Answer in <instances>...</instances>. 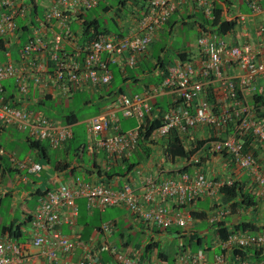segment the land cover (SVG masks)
I'll list each match as a JSON object with an SVG mask.
<instances>
[{"label":"built area","instance_id":"built-area-1","mask_svg":"<svg viewBox=\"0 0 264 264\" xmlns=\"http://www.w3.org/2000/svg\"><path fill=\"white\" fill-rule=\"evenodd\" d=\"M103 1L0 0V38L15 39L18 47L15 59L5 48V60L0 62V125L47 140L52 148L62 147L73 136V125L51 121L36 105L59 96L68 100L71 91L78 88L109 84L112 75L108 65L115 64L120 70L135 66L172 14L184 7L212 20L216 0H143L130 11L126 34L98 33L85 38L83 17ZM260 1L246 0L252 17L264 13ZM127 4L132 6L133 2ZM36 8L41 9V16L35 13L34 23L28 24V40L20 44L17 21L25 22ZM237 19L245 23L244 16ZM197 29V58L173 61L157 84L134 95L118 96L112 106L85 121L86 150L90 154L102 151L110 162L128 159L135 152L145 120L148 124L154 120L152 102L175 93L177 98L165 109L160 124L148 134L149 141L175 133L186 145L196 140L198 130L214 129L220 136L212 140L213 151L218 156L226 153L228 163L236 172L247 173L255 193L264 197V166L252 151L244 149L245 137L264 142V117L257 116L251 101L253 95L264 98V19L256 26L251 42L231 43L225 36ZM6 81L12 82L9 96L3 87ZM210 94L215 103L208 100ZM121 119H134L136 126L123 131ZM10 159L30 174L41 171L39 163ZM198 162L196 155L190 156L186 164L194 167L193 171L178 172L174 178H162V173L148 175L140 182V189L130 182L112 189L81 177L58 184L37 197L25 229L28 242L10 241L7 234L0 237V264H167L160 250L150 252L145 246L150 240L158 243L157 236L178 237L170 229L187 234L194 220L185 207L200 198L214 199L221 187L235 180L233 176L210 179L193 165ZM78 199L85 200L88 211L123 207L149 233L141 246L144 248L133 251L121 240L110 241L117 231L115 221L100 224L96 236L82 240L76 230ZM229 214L227 207H219L206 221L214 225ZM63 227L70 228L72 234L64 233ZM216 247L219 252L210 262V250L205 247L195 252L177 248L174 264H264V260L227 258L236 250L263 251L264 232L231 231L212 248Z\"/></svg>","mask_w":264,"mask_h":264},{"label":"crops","instance_id":"crops-1","mask_svg":"<svg viewBox=\"0 0 264 264\" xmlns=\"http://www.w3.org/2000/svg\"><path fill=\"white\" fill-rule=\"evenodd\" d=\"M130 1V0H128ZM133 2L132 6H129L127 3L124 4V6H122L120 9L122 10L121 15L119 16L121 19H119V27L121 29V33L124 35L128 32L129 30V13L130 11L136 7H139L141 5V3L143 2V0H131ZM225 1V2H224ZM215 3H217L218 5H220L223 9V17L226 21H231V20H237V24L236 27L231 31L226 33L225 37L226 39L231 42V43H241L243 41H249L251 42L253 39V35H254V31L256 26L260 23V21H262L264 19V13L258 15L257 17H252L250 14V9L248 7V4L246 2V0H216ZM102 5H107L106 0H104L102 2ZM260 5L262 10L264 11V1L261 0L260 1ZM102 8V7H100ZM111 9V8H110ZM119 9V10H120ZM104 11V10H103ZM38 14V16H41V9L40 8H36L35 12H32L30 14L27 15V18L25 20V22H18V34L20 36V38H25L28 34H29V28H28V24L30 23H34V15ZM192 15V18H188L187 20H190L191 24V28L194 30V34H195V38L198 34V29L197 26L199 23H201L202 18L204 17L203 14L201 12L195 11V12H189L186 8H181L180 10H178L176 13H174L170 19L172 20V17L175 16L176 18L174 20H179L180 16H184L186 17V15ZM244 16L245 17V23L242 24L240 23V21L237 19L238 16ZM86 16V15H85ZM83 17V19H85L86 17ZM123 17V18H122ZM92 19V18H91ZM169 19V20H170ZM205 19V17H204ZM116 25V24H115ZM178 25H182L180 23V21L176 22L175 26L169 30V29H161L158 34L156 35L155 39L152 42V45L150 46V48L148 49V52L146 53V55L141 59V61L139 62L138 67H136L135 71H139V70H144L145 73L150 72V69L153 67V64L155 63V57L158 55L159 59H161V62L165 64V62H168V65H171V63H173V61L178 60V54L181 53L184 58V60L187 59H194L197 58V48L195 45V38L191 41V44L189 46L185 45L186 43V36L185 34H183V36L181 35H177V37H179V42H178V48L176 49L174 55L172 58H168L163 59L164 57V53L166 54V48L163 46V51L160 50L157 51L158 53H156L155 51V46L157 44H162L166 39H168L169 37H173V32H174V28ZM82 29L84 30L83 27V22L81 23ZM165 26V25H164ZM78 28V27H77ZM179 33V32H178ZM178 40V38H177ZM14 40H11L10 42H8L5 46H3V48L7 49L11 55H12V59L13 58V51H11V44L13 43ZM162 47V46H161ZM17 45L14 48V52L16 53V57H17ZM2 58H3V54L0 53V62H2ZM4 58H5V54H4ZM181 60V59H180ZM119 70V69H118ZM120 72V71H119ZM155 73V72H154ZM152 76H149L147 78V76L145 74H143V78H141V74H137L138 80L140 79H145L146 81H144L141 86H140V91L139 92H135V93H140L143 91V85L147 84V86H152L154 84H157L160 80L157 76V74H154ZM233 72L231 71L230 74H232ZM128 75V73H127ZM125 74L122 77V82L123 83H132V80L130 81H126L127 79L124 77ZM125 78V79H123ZM126 81V82H124ZM143 81V80H142ZM11 82V81H10ZM139 81H137L136 83H134V87H136V84H138ZM4 88L6 89V94L9 96V93L11 92V86L12 83L9 82H5L4 83ZM97 95H99L100 100L104 103V105L101 107L100 111H102L104 109V107L106 105H108V103L111 101V99L107 98L106 93H102L100 91H98L96 93ZM124 94H134L132 93L130 90L126 91ZM29 96H32V94H30ZM177 98V95L175 93H167L166 95H163L159 98L156 99V104H158L161 108H163V110L167 109L168 106H170L173 101ZM48 101V100H47ZM47 101H44V105L46 104ZM105 101H109L108 103H106ZM38 105H36L37 107ZM39 107V106H38ZM41 107V106H40ZM121 120H125V119H121ZM120 120V122H121ZM119 122V125H120ZM121 126V125H120ZM121 128V127H120ZM122 129V128H121ZM195 139L197 141H202V140H206L208 138H214L218 139V136H220L219 134H216L214 129H209V128H202L201 130H198L195 134ZM10 143H14L17 145H20L21 147L23 146H27L28 145L26 143V134L25 133H21L17 130L14 129H4L1 130L0 132V196H9V197H15L18 193L15 189L16 185H21V184H25V185H30L31 186V194L32 196H35L36 199L38 197V193L36 194L37 191H45L47 189H49L50 187L56 186L60 183H65V182H70L72 179L76 178V177H81L83 178L86 182H90L93 185H97V184H103L107 187H110L112 189H117L118 187L122 186L123 184L130 182V184L132 186H134L136 189H140V182L142 180L145 179V177H147L148 175H155L158 173H165L164 175H162V178H174L178 171L182 170V168L184 166H186L183 161L181 159H176V160H169L167 161L168 163H164V158H162L164 156L163 152H162V157L158 158L155 157L154 159H152V161L148 162L149 166L144 165L142 162V166L138 167L137 169L140 171L139 174H137L138 170L132 169L130 172H128L127 174L124 173V168L125 165L124 164V160H119L116 162H110L108 160H106L104 154L102 152H98V153H93V154H85V157L82 156L80 157L79 155L77 156V153H75L74 150L69 149L68 148V143H66L65 145H63L62 147L58 148V149H51L48 147V149H44L43 151H41L40 149H29L28 148V152H24L21 149H18V147H15V149L11 150L10 152H8L7 150V146L11 145ZM189 144V143H188ZM3 145V146H2ZM42 146V145H41ZM1 150L3 152H1ZM136 152H134L132 154V156L136 157ZM23 155L21 158L20 156ZM131 156V157H132ZM10 157H14L17 161L19 162H23V161H27L28 163H39L41 165V171L39 173L36 174H30L28 173V171L19 169L17 166H15L12 162ZM213 157V156H212ZM210 159V162L206 164H208V166L204 165L202 166V172L205 173V175L210 178V179H215V180H220L224 177V173L223 170L224 168H226L227 166H229L228 161H224L220 156H216L215 158ZM137 158V157H136ZM43 160V162L45 164H42L41 161ZM166 162V161H165ZM147 163V164H148ZM168 164L171 165V167H168ZM210 166V168H208ZM157 168L158 169V173H157ZM161 168V169H160ZM194 167H188L187 172L191 173L193 171ZM207 169H211V170H207ZM213 170H215L216 172L214 173ZM116 171V172H115ZM110 173V176H108ZM239 176L235 177L234 179L236 181H239V183H242L244 187H247L250 184V177L247 173L244 172H238ZM29 176H32L34 178V180H30L28 179ZM232 176V175H229ZM15 184V187L13 186ZM15 189L14 192H12L11 190ZM254 192V191H253ZM254 198L257 202V206H256V211H255V215L253 216L251 212L249 211H240L238 212L239 215L237 217V215H231V216H226L224 217L220 222H226L225 225L229 226V227H233L236 224H240L241 222H247V221H251L252 223H254L253 225H255V227H261L264 226V197L258 196L255 192L253 193ZM218 200L221 203V200H219V198H215L214 200ZM217 201V203H218ZM77 206L79 209V215H78V219L79 217H81V213H80V208L84 210V213L89 221H93V222H97L95 223L96 225H92V224H88L85 227L90 228V232L88 234L87 238H84L81 236L82 240H87L89 238H93L94 236L97 235V230L96 228L104 223V222H110V221H115L116 222V229L117 231L114 232V234L111 236L110 241H114L117 239L120 241H122L126 246H128L130 249H132L133 251H139L144 242L149 238L147 237L149 233H147V230H144L142 225L140 223H138L137 221H135L134 219H132L126 212V210L123 207H112L117 209L120 212V215L118 220L117 218H112V219H107V221H103L102 218V214H105V210L104 211H99L97 209H94L92 211H88L86 209V202L83 199H78L77 200ZM210 206V199L208 198H203L202 200H200L199 202H193L192 204H189L188 206L185 207V209H188L187 211L191 212V216L193 217V214L196 215L194 220V225H193V229L199 234V236L203 237L205 235H201V233L198 232L197 230V226L201 225L202 223H206L208 224V222H206V220H201L200 215L201 212H205L208 213L209 212V207ZM108 209V208H107ZM121 210V211H120ZM208 211V212H207ZM32 213H28V211L22 212V217L23 219L20 218V220L18 221L17 224H15V220H12L10 222L9 226H0V237H6V234L8 235V230L10 227H12L13 229L17 226L20 225L19 227V231L21 233V236L18 240H15L13 242H28L27 236L25 234V229L27 227V219L28 216L31 215ZM103 221V222H102ZM100 223V224H99ZM80 224V223H79ZM99 224V225H98ZM23 226V227H22ZM209 227H211L213 229L212 232V238L215 237L214 233H215V229L217 227V225L214 226H210L208 224ZM84 227V228H85ZM84 228H82V225H78L77 223V228L76 230L78 231V233H82ZM63 232L66 234H72V230L68 227H63ZM16 233H18V231H16ZM172 234L177 233L176 229H173V231L171 232ZM135 235H140V240L138 241H134L135 239ZM124 238H122V237ZM9 237V235H8ZM80 237V236H79ZM158 240V243L161 246L160 251H162L161 253V257H163L164 259H166V257L169 259L170 257H174L175 252L177 250H172L171 252H166V246L165 243L167 241H172L173 239H177L180 243L182 244L183 239L182 238H178L176 237V235H168V236H157L155 238V240ZM148 241V240H147ZM166 241V242H164ZM214 244H215V240H214ZM147 248V246H145V249ZM152 251V249L150 250V252ZM215 253H218V249L217 248H211L210 251L207 253L208 255V261L210 262L212 260V257ZM228 261H231L232 256H228ZM168 261V260H167ZM174 264V260L173 263Z\"/></svg>","mask_w":264,"mask_h":264},{"label":"trees","instance_id":"trees-1","mask_svg":"<svg viewBox=\"0 0 264 264\" xmlns=\"http://www.w3.org/2000/svg\"><path fill=\"white\" fill-rule=\"evenodd\" d=\"M127 2H128V0H117L118 8H121ZM135 2H136V0H135ZM100 7H102L101 9L104 11H108L111 8L108 5H102V3L97 8H100ZM192 17L193 16L190 15V13H189V15L187 14L186 17L180 16L179 20H171L169 18L170 20L168 19L162 25L160 30L162 28L171 30L175 26L176 22H178V21H180V23L182 25H185V24H187L186 18L188 19V18H192ZM17 22H19V21H17ZM82 22H83V27H84V32H85L84 33L85 38H86V36L87 37L90 36V37L94 38L95 35L98 33L110 34L108 28L102 27L97 18H92V19L91 18L90 19L85 18V19H83ZM236 24H237V20L226 21L223 17L222 7L220 5H218L217 3H213L212 20H208L207 18L204 19V17H203L201 20V23L198 24V27L205 29V30H210L219 36H225L226 33L231 32L236 27ZM121 34L122 33L120 31L118 33V35H121ZM27 40H28L27 36L25 38H19V43L24 44L27 42ZM83 40H84V38H83ZM5 41L10 42L11 40L7 39ZM5 41L3 40V38H0V53L3 54L2 61L5 60V58H4L5 49L3 48V44ZM13 43L15 45H17V42L15 39H14ZM160 50L163 51V47H161ZM145 55L146 54H144L140 58H138L139 60H137V63L135 64V66L125 68L124 70H120V67H118L115 64L108 65L109 71L111 72V75H112V80L109 84L104 85L101 88H98V87H93V88L85 87L84 89L78 88L77 90L71 91L68 100L63 99L59 96L58 98H54L53 100L52 99L48 100L46 102V104L48 102H53L54 105H56V106L64 105L66 107V106H68L69 103H71L72 95H74L77 92H81V91L89 92L90 91L91 93L96 94L98 91H100L103 93L104 91H106L105 89L109 85H111V83L114 80V71H113L114 68L117 69V74H119L121 76V78L125 74L124 77L126 79L128 78L126 81L132 80L133 84L136 83L137 81H140V80H138L137 74H141V73L145 74L148 78L149 76L153 75L152 73L155 72L154 74H157L159 80H161V78L166 73V70L168 67L167 66L168 62H165V64L162 63L161 59H159L158 55L155 57V63L153 64V67L150 69V72L145 73L144 70L135 71L136 67H138V65H139V62L141 61V59ZM182 56L183 55L181 53L178 54V58L181 60H184V58ZM127 73H128V75H127ZM125 78H123V79H125ZM126 81H124V82H126ZM147 88H149V86H147V84H144L143 85V91L146 90ZM104 93H106L107 98L111 99V101L108 103V105H106L104 107V109H105L109 106H112L115 103L117 97L124 94V91L121 88H118L117 92L109 91V92H104ZM134 94H136V93H134ZM134 94H129V95H134ZM208 100H210L211 103H215V97L212 96L211 94L209 95ZM251 101H253V104L256 107L257 116L258 117H264V98L261 96H258V95H253L251 97ZM46 104L45 105H44V103L42 105L39 104L38 105L39 107L37 106L36 108L41 109V107L46 106ZM152 109H153L152 115L154 117V120L152 121L151 124H148L146 122L147 120H145L146 125H144V127H143V130L140 134V139H139L138 145L135 149V152L137 153L136 154L137 158L135 156L131 155L132 157L130 156L128 159H125L123 161L124 164H127V165H125V168H124L125 174L130 172L132 169L138 170L137 168L142 166V162H144L143 163L144 165L149 166L148 162L152 161V159H154L155 157L160 158L163 154H164V156L162 158H164V160L166 162L169 160H176V159H181L183 161V163L186 166H184L182 168V170H180L178 172H187L188 167H191V165L186 164V161L192 155H196L198 157L199 162L196 164H193V165L195 167H197V169L199 168L200 170H202V166H204V165L208 166V164H206V162L209 163L212 156H213L212 158H215L216 156H218V153L213 151V147L211 145L212 140H215V137L214 138L211 137V138H208V139L202 140V141H197V140L190 141L189 144L184 145L183 142L179 139V137H177V135L175 133H173L172 135H170L166 139H161L158 141H149V139L147 138L148 134L150 133V131L153 128H155L157 125L160 124V120H161L163 113L165 111L158 104H156V101L152 102ZM49 117H50L51 121H54L55 123H59L61 125H63V124L74 125L76 122H78L76 116L73 113L60 114V115H55L53 117H51V116H49ZM5 128L6 129L11 128V129L16 130L12 126L11 127H5V126L0 125V132H1V130H4ZM20 132L26 134V143H27L29 149H40L41 151H43L44 149H48V147L51 149H54V150L58 149V148H52L49 145L47 140H40V139H37L34 137H30L24 131H20ZM254 140L255 139L252 136L245 137L244 138V149L247 151H252V154L254 157H256L258 159L261 158L262 164L264 166V142H260L258 140L254 141ZM76 141H77V136L73 132V136L71 137V139L68 142H66V143H68V148L74 150L75 153H77V156L78 155L80 157L85 156V154L88 153L86 150L88 140L86 143L84 142V143H77V144H76ZM43 142H45V144H43ZM98 152H102V151H98ZM98 152H96V153H98ZM162 152H163V154H162ZM88 154H90V153H88ZM91 154H93V153H91ZM133 157H135L136 160ZM220 157L224 161H227V159H228L226 153H222L220 155ZM228 164H229L230 168H233L232 164H230V163H228ZM208 168H210V166ZM158 169L159 168H157V173H158ZM207 170H209V169H207ZM108 174H109L108 176H110V173H108ZM164 174L165 173L162 172V175H164ZM56 186L50 187L47 190L54 189ZM47 190H45V191H47ZM45 191H37L36 194L38 193L37 195L39 196V195H42ZM253 191H255V187L253 184H249L247 187H244L242 183H239V181L233 180L231 185H224L223 187H221L218 191V195L216 197H214V199L219 198V200H221V203L217 199L216 200L210 199V206L208 207L209 212L208 211H207L208 213L201 212V215L198 218H200L201 220H206V216L211 211H213L214 209L219 208V207L220 208L227 207L230 210L229 216L237 215V217H238V215H239L238 212H240V211H249L254 216L255 211H256L257 202L254 198V195H253L254 192ZM205 198H208V197H205ZM200 200H202V199L201 198L197 199L194 202H199ZM217 201H218V203H217ZM80 213H81V217H79V220L77 221L79 226L82 225V228H84L90 222H91L90 224H92L93 226L96 225L95 223H97V222L89 221L88 218L86 216H84L85 215L84 210L81 208H80ZM195 216L196 215L193 214L192 218L195 219ZM29 217H30V215L28 216V218ZM27 221H28V219H27ZM225 223L226 222L224 221V222H217L214 224V225H217V227L215 229V233H214L215 237L213 238V241L210 242V244L205 243V245L203 247L210 250L214 245L219 243V240H225L227 235L231 231H238L239 230L242 232L243 231L264 232V226H261L260 228L255 227V225H253L254 223H252L251 221H247V222L243 221L240 224L234 225L233 227L226 226ZM214 225H212V226H214ZM19 227H20V225H17L14 229L12 227L7 229L8 235H9L8 239L10 241H15V240H18L20 238L21 233L19 231ZM98 227L96 228V230H98ZM16 231H18V233H16ZM172 231H173L172 229L169 230V232H172ZM89 232H90V228L85 227L83 232L80 234L78 233V235L80 236V238H81V236L84 238H87ZM177 234H179L178 238L183 239V242H182L183 244L182 245L180 244L178 247L182 250L183 249L192 250L194 246H202V239H204V238L199 236V234L193 229V227L190 231H188L187 234H180L178 232H177ZM122 238H124V237H122ZM214 240H215V244H214ZM155 248L160 250L161 249L160 244L150 240V242L147 244V249L151 250V249H155ZM159 252H160L159 254L162 253V251H159ZM218 252H219V250H218ZM228 256H232L231 261H233V259L235 260V258L238 260V258H241V257L242 258L245 257L246 259H249V260H264V250L263 251H255L254 249H246L244 251L236 250V251H233V255L230 254ZM104 259H105V257H104ZM165 260H166L167 264H172L174 257L173 258L170 257L169 259L166 257Z\"/></svg>","mask_w":264,"mask_h":264},{"label":"rangeland","instance_id":"rangeland-1","mask_svg":"<svg viewBox=\"0 0 264 264\" xmlns=\"http://www.w3.org/2000/svg\"><path fill=\"white\" fill-rule=\"evenodd\" d=\"M106 3L108 6L111 7L110 10L103 11L101 8H95L90 10L85 17L89 19L97 18L102 27L108 28L110 34L118 35V33L121 31L119 27V23H120L119 19L121 18L119 16L121 15L122 10L118 8L117 0H106ZM175 18L176 17L173 16L172 20H174ZM191 24L192 23H190V20H187V24L176 26L174 28L172 38L169 37L162 44L160 43L155 46V51H156L155 54L158 53L157 51H159V48H161V46L162 47L164 46L167 52L166 54L164 53L163 59L167 60L169 57L172 58L176 49L178 48V42L180 39L179 37H177L178 34L181 36L185 34L186 36L185 45L189 46L191 44V41L195 38L194 30L191 28ZM11 45L12 46L10 50L13 51V58L15 59L16 53L14 52V48L16 45L14 43H12ZM113 71H114V80L111 83V85H109L105 89L106 91L104 92H109V91L117 92L118 88H121L124 91V93L128 90H130L132 93L139 92L141 84L144 81H146L145 79H140L138 84H136V87H134L133 86L134 84H130V83L126 84L122 82V78L119 74H117L116 68H114ZM143 77L145 76L141 74V78ZM7 82L11 83L10 81ZM105 102L108 103L109 101H105ZM103 105L104 103L100 100L99 95L91 93L90 91L89 92L81 91L72 95L71 103H69L68 106L66 107L64 105L56 106L54 105L53 102H48L46 106L41 107L40 110L44 112L47 116H51V117L60 114L73 113L78 120V122H76L73 125V132L77 136V141H76L77 144V143L87 142L88 134L86 132L85 121L99 114L100 109ZM120 125L122 130L126 131L131 128H134L136 126V121L134 119L121 120ZM10 144L11 145L7 146L8 152L15 149V147H18V149L22 148L24 152H28L27 146L21 147L20 145L14 143H10ZM43 144H45V142H43ZM22 156L23 155H21L20 158ZM84 158L86 157L84 156ZM133 158L135 159V157ZM259 161L262 164L261 158L259 159ZM41 163L45 164L43 160L41 161ZM164 163H168V162L164 161ZM168 167H171V165L168 164ZM263 171H264V167H263ZM213 172L215 173L216 171L213 170ZM223 173H224V177L229 175L235 177L239 176V173L236 172L235 168L234 167L230 168L229 166L224 168ZM28 179L32 181L34 180L32 176H29ZM13 186L15 187V184ZM15 189L18 194L13 198L6 195L0 196V226H5V227L9 226L12 220H15L14 223L17 224L20 218L22 217V212H24V210L32 214L35 212L37 202H36V197L32 196L31 194L32 193L31 186L28 184L27 185L21 184V185H16ZM15 189L11 191L14 192ZM105 211H106L105 214L104 215L102 214L103 221H107V219L109 220L112 218H117L118 220L119 216H121L120 212L115 208H108ZM21 219H23V217ZM197 230L199 233H201V235H205V236H203L204 239H202V246H194L192 249L193 252L202 249L205 243L210 244V242L213 241L211 235L213 229L209 227L208 224L202 223L201 225L197 226ZM140 237H141L140 235H135L134 241L137 240L139 241ZM179 243L180 242L177 239H173L172 241L171 240L167 241L165 243L166 252L168 253L171 252L172 250H176L175 247L179 246L180 245Z\"/></svg>","mask_w":264,"mask_h":264},{"label":"clouds","instance_id":"clouds-1","mask_svg":"<svg viewBox=\"0 0 264 264\" xmlns=\"http://www.w3.org/2000/svg\"><path fill=\"white\" fill-rule=\"evenodd\" d=\"M6 82H7V81H6ZM4 83H5V82H3V87L5 86ZM11 83H12V82H11ZM11 88H12V86H11ZM12 89H13V88H12ZM12 89H11V91H12Z\"/></svg>","mask_w":264,"mask_h":264}]
</instances>
